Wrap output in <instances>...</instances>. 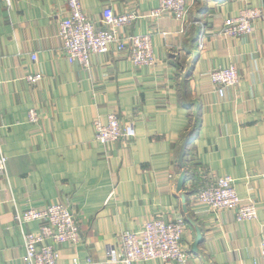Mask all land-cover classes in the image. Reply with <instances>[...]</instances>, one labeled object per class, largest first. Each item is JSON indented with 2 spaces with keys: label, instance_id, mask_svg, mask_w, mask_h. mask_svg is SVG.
I'll return each mask as SVG.
<instances>
[{
  "label": "crops",
  "instance_id": "0c3cea01",
  "mask_svg": "<svg viewBox=\"0 0 264 264\" xmlns=\"http://www.w3.org/2000/svg\"><path fill=\"white\" fill-rule=\"evenodd\" d=\"M187 1L183 27L169 13L147 16L159 0H80L92 20L108 8L136 12L117 35L149 33L156 60L136 66L112 45L92 53L85 69L66 60L58 36L66 0H0V264H26L23 233L45 222L22 223L21 215L54 203L68 206L80 233L77 244L54 245L56 264H124L121 232L181 218L182 264H264V0ZM247 7L263 11L252 33L223 35L224 21ZM228 65L239 82L220 95L209 74ZM31 74L39 81H28ZM111 113L123 134L103 145L92 121L106 123ZM200 173L232 178L256 217L238 222L235 210L213 212L196 200Z\"/></svg>",
  "mask_w": 264,
  "mask_h": 264
},
{
  "label": "built area",
  "instance_id": "2783aa9c",
  "mask_svg": "<svg viewBox=\"0 0 264 264\" xmlns=\"http://www.w3.org/2000/svg\"><path fill=\"white\" fill-rule=\"evenodd\" d=\"M10 2V0H3ZM67 14L58 21V36L62 41L63 51L68 62H79L85 69L89 66L92 53L104 54L114 45L117 50H128L129 59L136 66L151 67L155 64L153 43L149 33L130 35L126 41H121L117 35L120 27L139 19L136 12L116 14L110 8L103 9L101 18L89 19L83 12L80 0H66ZM187 0H159L158 7L147 15L159 18L163 13L171 14L181 25H185L189 13ZM263 16V11L255 7L244 8L234 18H228L223 23L222 34L239 37L250 34L253 23ZM184 27V26H183ZM35 59V56L32 57ZM38 74L27 75L30 82L39 81ZM210 82L217 92L223 95L228 86L239 82V75L233 65L216 67L209 74ZM29 121L37 122L38 114L34 109L28 111ZM94 140L100 144L116 141L123 134L120 120L115 113L107 116V122L95 117L92 121ZM6 156L0 149V176L5 175ZM202 184L198 187L195 198L205 203L213 212L220 210H235L238 222L249 221L257 215L256 205L250 199L239 198L229 176H207L200 173ZM21 222L30 220L45 222L37 231L23 233V249H25L26 264H56V248L54 245L64 242L77 244L80 242L74 215L66 204L54 203L43 210L29 208L22 213ZM184 219L163 221L149 220L138 230L123 231L119 234L121 247L120 262L134 264L135 262L158 260L182 264L187 253L181 245L184 233ZM260 256L264 260V239L260 241Z\"/></svg>",
  "mask_w": 264,
  "mask_h": 264
},
{
  "label": "water",
  "instance_id": "95a60500",
  "mask_svg": "<svg viewBox=\"0 0 264 264\" xmlns=\"http://www.w3.org/2000/svg\"><path fill=\"white\" fill-rule=\"evenodd\" d=\"M181 156L179 158V161L181 162V166H183L184 164H183V161H182ZM177 178H178V180H177V190L180 191L181 187L183 186V184L185 182V171L184 170H181L180 171V174L178 175ZM183 199H184V196H183ZM189 222L191 224H193V222L191 220H189ZM200 236H201L200 230H199V228H196V240H195V244L199 242Z\"/></svg>",
  "mask_w": 264,
  "mask_h": 264
},
{
  "label": "trees",
  "instance_id": "16d2710c",
  "mask_svg": "<svg viewBox=\"0 0 264 264\" xmlns=\"http://www.w3.org/2000/svg\"><path fill=\"white\" fill-rule=\"evenodd\" d=\"M188 142V141H187ZM187 144V143H186ZM183 161H184V163H185V165H186V160H185V155L183 156ZM183 169H184V171H185V176L187 175V170H186V167L184 166L183 167Z\"/></svg>",
  "mask_w": 264,
  "mask_h": 264
}]
</instances>
